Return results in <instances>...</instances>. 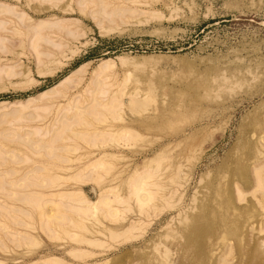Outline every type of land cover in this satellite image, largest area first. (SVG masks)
Returning <instances> with one entry per match:
<instances>
[{
	"label": "rangeland",
	"instance_id": "obj_1",
	"mask_svg": "<svg viewBox=\"0 0 264 264\" xmlns=\"http://www.w3.org/2000/svg\"><path fill=\"white\" fill-rule=\"evenodd\" d=\"M102 27H105L104 31ZM36 30L41 40L36 41L37 44L34 42L38 39L34 35ZM108 58L111 59L110 63L105 61ZM263 69L264 0H0V264H42L49 259L54 264L56 258V262L62 264H145L142 263L147 262L145 259H151L150 264H156L161 259L164 245L165 250L171 251L169 259L179 264L186 261L185 258L193 257L192 247L202 241L210 255L205 264H249L250 257L256 254L263 258L264 224H260V219L264 215V207L257 201L260 192H256L258 195L252 193L255 187L252 166L264 169V137L263 140L261 138L264 134V108L261 106L264 105ZM257 76L259 81L255 79L253 82L251 79ZM244 79L249 83L245 84ZM242 80L244 85L240 82ZM48 89L51 90L42 93ZM111 98L114 104L120 98L125 104L115 106ZM135 99L138 102L142 99L144 103H138L137 107ZM102 100L106 103L103 104ZM129 100L131 103L136 102L135 105L130 104ZM178 102H181L180 106ZM69 103L79 107L67 111ZM257 114L261 117L259 120H256ZM148 120H152V123ZM121 124L128 128L120 129ZM100 127H104V130ZM255 128H258V133H252V130L256 131ZM249 141H253L251 148L247 146ZM176 142L180 145L177 146ZM174 143L175 150H171ZM256 150H260L258 155L263 156L255 158ZM102 151L115 153L117 157H108L101 161L102 164L95 163L87 167L86 163L85 169L82 162H87ZM156 153L162 157L156 155L162 159L159 162L164 164H161V168V165L158 168L154 166L156 169L146 166L145 171L140 170L141 173L149 171L143 176L150 178L144 179L147 188L142 184V189H147V193L142 190V195H148V192L157 191L158 188L162 190L154 192L153 195L156 193L157 197L155 195L148 203L151 206H144L147 209L139 215L136 207L139 196H133L136 186L133 189L125 188L124 182L129 181L128 187H133V181L139 174V171L135 173L134 167L138 168L150 161ZM242 155L250 157L247 164L251 180L248 190L241 188L245 198L240 201L235 189L232 193L229 189L233 185L235 188L242 187L239 182L243 181V177L241 179L238 175L241 181L234 180L236 175H228V171L235 162L242 160ZM71 158L73 160L69 161ZM233 158L235 160L231 162ZM254 159H257L256 163ZM67 164L71 166L68 172L72 173L69 182L56 189L50 187V179L59 182L64 180L62 177L66 170L58 167ZM78 165L83 166L84 172ZM76 168L81 175L86 173V176L79 175ZM173 169L177 170L176 173ZM261 172L264 173V170ZM179 173L188 174L187 177L183 176L184 179L181 178L184 180H180L181 186L175 184ZM217 184L223 186L221 190ZM112 185L116 191L109 189ZM77 187L91 200H95L106 187L113 195H117L119 190L121 195L127 197L129 208L115 206V203V208H121L112 207L109 211L102 206L98 209L101 212L86 208L87 213L82 214L85 211L78 209L82 207L77 202L75 204ZM173 188L177 192L170 195ZM58 189L75 190V194L71 192L68 196L70 200L74 197L73 203H68L70 200L64 195L61 196L66 199L57 196L56 201L48 195L42 199L43 202L38 197V203L33 204L35 199L37 201V191L50 193ZM30 190H36L37 194L34 192V196ZM228 191L230 194H227ZM26 192H30L29 196H26ZM12 195L16 198H12ZM116 195L108 196L114 198ZM225 195L233 199L236 210L229 208V211L222 207L223 200L228 199ZM6 196L11 198L6 200ZM24 196L28 197L25 201L27 204L23 203ZM49 199L52 203L46 202ZM53 202L59 205L60 212ZM165 202L172 203V206L174 204V208ZM202 202L207 203V211L204 209V213H208L205 226L212 229L205 233L206 237L202 236V241L197 239L191 242V250H187L181 259L180 248L185 243L182 230L185 225L182 227L180 220L188 219L183 224L191 222L192 225L188 223L189 227L195 225L197 219L193 216L200 212ZM28 203H32L33 208ZM34 205L44 208L42 213L50 211L44 212L42 217L38 216L33 210L37 209ZM71 206L75 210L78 208L74 211ZM197 208L199 212L195 211ZM217 211H229L226 213L230 220L227 226L221 224L219 218L216 219ZM27 212H31L32 216ZM61 212L63 216L60 217ZM93 212L95 214H91ZM47 214L49 219L54 218L51 219L53 223L56 221L55 224L66 227L68 233L57 232L59 229L54 233L52 224H49L51 220L48 219V223L45 221ZM177 215L182 218H177ZM2 217H5L4 221ZM137 217L142 221L137 224L138 228L135 226L132 230L137 239L123 242V236L120 235L122 229ZM71 218L81 219L77 221L84 228L70 226ZM21 220L26 228L21 225ZM27 222L34 229L29 230ZM42 223H46V229ZM166 225L170 226L167 228ZM165 226L167 230H164ZM49 228L52 229L51 233L47 231ZM108 230L117 236L113 237ZM166 231L168 234H165ZM175 232H178L177 236ZM171 233L175 234L176 239ZM109 234H112V239L108 238ZM169 234L172 236H167ZM172 237L174 241L170 242ZM168 238L171 239L168 241ZM206 238H209L208 241L213 240L208 243H213L210 248ZM77 239H97V243H79ZM241 244L243 247L245 245L246 250ZM158 246L161 251L157 249L156 253ZM75 247L86 251L76 256L73 252Z\"/></svg>",
	"mask_w": 264,
	"mask_h": 264
},
{
	"label": "bare ground",
	"instance_id": "obj_2",
	"mask_svg": "<svg viewBox=\"0 0 264 264\" xmlns=\"http://www.w3.org/2000/svg\"><path fill=\"white\" fill-rule=\"evenodd\" d=\"M103 3V2H102ZM98 4V3H97ZM125 12H126V10H125ZM105 28V27H104ZM103 27H102V29L101 30H103L104 29ZM104 31V30H103ZM105 31H108V29L107 30H105ZM34 35H35V37H36V39L37 40H34V42L36 43V41H41L40 40V35H39V31L38 30H36L35 32H34ZM34 43V44H35ZM37 44V43H36ZM36 46V45H35ZM34 46V47H35ZM150 58V57H149ZM134 59V58H133ZM105 61H109V63L111 62V59L110 58H108V59H105ZM104 61V62H105ZM103 62V63H104ZM264 70V69H263ZM263 70H262V73H263ZM261 73V72H260ZM245 75H247V73L245 74ZM249 75V74H248ZM250 76V75H249ZM251 77V76H250ZM249 77V78H250ZM252 77H254V76H252ZM251 77V78H252ZM263 77V76H262ZM261 77V78H262ZM222 78V77H221ZM223 79V78H222ZM254 79V80H253ZM253 79H251L253 82H255V79L257 80L256 82H258L259 80H258V76H257V78H253ZM263 79H264V77H263ZM241 80V79H240ZM248 80V79H247ZM250 80V81H251ZM244 81H245V79H244ZM244 81L242 80V81H240V82H243V84L242 85H244ZM251 81V83H253ZM260 81H261V79H260ZM264 81V80H263ZM247 81H245V84H248V83H246ZM262 82V81H261ZM259 84H261V83H259ZM251 85V84H250ZM253 86H254V84H252ZM245 86H247V85H245ZM255 86H256V84H255ZM258 86V85H257ZM264 86V85H263ZM55 87H57V86H55ZM248 87H249V85H248ZM51 89H48V90H46V91H43L42 93H47L48 91H50ZM254 93V92H253ZM256 93V92H255ZM261 93V92H260ZM116 94V93H115ZM255 95V94H254ZM253 96V95H252ZM257 96V95H256ZM263 96V95H262ZM113 97L114 98H118V96L116 97V96H114L113 95ZM142 97V96H141ZM106 99V101H107V98H105ZM104 99V100H105ZM130 99H131V97H130ZM260 99H261V97H260ZM109 100V99H108ZM121 98H120V101H118L117 102V100H116V102L117 103H115V104H121V105H124L125 103L122 101L121 102ZM137 99H135V101H136ZM139 100V99H138ZM106 101H105V103H106ZM111 103H113L112 101H114L112 98H111ZM131 101H134V98L133 99H131ZM131 101L129 100V102H130V104H132V105H135L134 103H136L137 102V107H138V103L141 105V103L140 102H142V99H141V101L140 102H138V101H136V102H133V103H131ZM262 101V100H261ZM115 102V101H114ZM120 102V103H119ZM102 103H103V100H102ZM101 103V104H102ZM105 103H103V104H105ZM108 103V102H107ZM123 103V104H122ZM142 103H144V102H142ZM114 104V103H113ZM114 104V105H115ZM129 104V103H128ZM180 104H181V102H180ZM180 104H179V102H178V104L177 105H179L180 106ZM76 106L77 105H75V107H74V104L73 103H69L68 104V107H67V111L68 110H73L74 111V108H76ZM116 106V105H115ZM118 106H120V105H118ZM187 106H188V104H187ZM186 106V107H187ZM261 106H263V108H264V105H261ZM260 106V107H261ZM74 107V108H73ZM77 107H79V106H77ZM176 107V106H175ZM178 107V106H177ZM252 107V106H251ZM119 108H121V107H119ZM183 108V107H182ZM258 108V107H257ZM175 109V108H174ZM178 108H176L175 110H177ZM184 109V108H183ZM188 109V108H187ZM254 109V111H255V108H253ZM262 109V108H261ZM139 110V109H138ZM179 110V109H178ZM177 110V111H178ZM181 110V109H180ZM260 110V109H259ZM259 110H258V112H259ZM75 111H77V110H75ZM97 111V110H96ZM118 111H120V110H118ZM164 113H165V111L164 110H162ZM261 111V110H260ZM264 111V110H263ZM262 111V112H263ZM176 112V111H175ZM155 113V112H154ZM153 113V114H154ZM162 113V112H161ZM174 113V112H173ZM257 112H255V114H256ZM152 114V115H153ZM168 114V113H167ZM175 114V113H174ZM183 114V113H182ZM160 115V114H159ZM165 115V114H164ZM169 115H170V111H169ZM193 115V114H192ZM254 115V114H253ZM252 115V116H253ZM258 115V114H257ZM257 115H256V117H257ZM173 116V115H172ZM149 118L151 119V117L149 116ZM148 118V119H149ZM165 118V117H164ZM193 118V117H192ZM255 118V117H254ZM261 118V117H260ZM259 118V115H258V117L256 118V120L258 119H260ZM156 119V118H155ZM157 119H159V118H157ZM253 119V118H252ZM163 121H164V119H162ZM243 120V119H242ZM262 120V119H261ZM260 120V121H261ZM147 121V120H146ZM148 121H150V120H148ZM160 121V120H159ZM167 121V120H166ZM254 121V120H253ZM151 123H152V120L150 121ZM154 122H155V120H154ZM156 122H157V120H156ZM169 122V121H168ZM251 119H250V124H251ZM51 123V122H50ZM150 123V124H151ZM166 123V122H165ZM170 123V122H169ZM257 124H258V122H256ZM255 123V124H256ZM261 123V122H260ZM260 123H259V126H260ZM125 124V123H124ZM145 124H148V123H145ZM154 125H155V123H154ZM153 125V126H154ZM160 125V124H159ZM159 125H157V126H159ZM163 125V124H162ZM252 125H253V123H252ZM262 125H263V122H262ZM45 126H47V125H45ZM49 126H51V125H49ZM151 126V125H150ZM156 126V125H155ZM251 126V125H250ZM255 126V125H254ZM244 126H242V128H243ZM257 127V126H256ZM264 127V125L262 126V128ZM101 128V127H100ZM104 128V127H103ZM103 128H101L102 130H104ZM109 128L110 127H108L107 128V130H109ZM125 129V128H128L126 125H120V129ZM182 128V127H181ZM250 128V127H249ZM258 128H260V127H258ZM258 128H257V130H258ZM46 129V128H45ZM50 129V128H49ZM183 129V128H182ZM181 129V130H182ZM186 129V128H185ZM184 129V130H185ZM99 130V129H98ZM101 130V131H102ZM106 130V129H105ZM244 130V129H243ZM255 130H256V128H255ZM257 130L256 131H254V130H252L253 132L252 133H258L257 132ZM46 131V130H45ZM180 131V130H179ZM247 130H245V132H246ZM49 132V131H48ZM183 132V131H182ZM248 132V131H247ZM45 133H47V132H45ZM180 133V132H179ZM243 133V132H242ZM263 133V132H262ZM261 133V134H262ZM186 135H188V134H186ZM192 135V134H191ZM191 135H188V136H191ZM179 136V135H178ZM181 136V135H180ZM184 136V135H183ZM254 136V135H253ZM257 136V135H256ZM264 137V134L263 135H261V138H262V140H263V137ZM183 138H185V137H183ZM240 138V137H239ZM253 138V137H252ZM260 138V137H259ZM188 139H189V137H188ZM244 139V138H243ZM250 139V138H249ZM174 140V139H173ZM187 140V139H186ZM251 140V139H250ZM253 140V139H252ZM257 140H259V139H257ZM179 141V140H178ZM188 141V140H187ZM244 141V140H243ZM255 141V140H254ZM240 142V141H239ZM186 143V142H185ZM241 143V142H240ZM257 143H259V141L257 142ZM176 144H177V142H176ZM179 144V143H178ZM178 144H177V146H178ZM181 144H183V143H181ZM252 144H253V141L251 142V141H249L248 143H247V146L249 147V148H251L252 147ZM263 144V143H262ZM262 144H260V146L262 147ZM2 145V144H1ZM168 145V144H167ZM174 145V148L172 147L171 148V150H175V147H176V145H175V143L173 144ZM180 145V144H179ZM256 145V144H255ZM259 145V144H258ZM257 145V146H258ZM66 146V145H65ZM68 146H69V144H68ZM68 146H66V147H68ZM164 146V145H163ZM168 146H172V145H168ZM167 146V147H168ZM254 146V145H253ZM243 147V146H242ZM256 147V146H255ZM263 147H264V145H263ZM262 147V148H263ZM165 148V147H164ZM169 148V147H168ZM163 149V148H162ZM177 149V148H176ZM241 149H243L244 150V148H241ZM256 149V148H255ZM159 150V149H158ZM171 150H169L168 152H166V153H169ZM252 150V149H251ZM6 151V150H5ZM242 151V150H241ZM247 151V150H246ZM253 151V150H252ZM255 151V150H254ZM257 151V155H255V153H254V155H255V158H257L258 156H260V155H258V154H260V150H256ZM19 152H21V151H19ZM161 152L162 151H160V154H161ZM185 152V151H184ZM240 152V151H239ZM243 152V151H242ZM263 153H264V151H262ZM119 156H122V154H119V153H117ZM159 154V153H158ZM178 154V153H177ZM241 154V152L239 153V155ZM244 154V153H243ZM156 155H157V153L155 154V159H154V157L152 158V159H150V161H147V162H142V163H144L142 166H140V167H138V168H136V167H134L135 168V173H137V171H139L138 173V178H137V176L136 175H134V174H132V175H134V176H136V179H135V181H133V187L131 186V187H128L129 185V181H127V183H125L124 182V187L125 188H134V185L136 186L135 188H134V191H133V196L135 197V196H139L138 197V199H139V202H138V204H137V210H138V212H139V215L140 214H143V211H145L146 209L144 208V206L145 207H147V206H151V204L149 205L148 203H151L150 201L151 200H153V198H154V196L155 197H157V194L155 193V195H153L154 194V192H157L158 190H159V188L157 189V191H154V192H148V195H142V190H144V189H142V188H144L143 186H142V184H146V182H145V178H147V179H150V178H148L149 176H147V177H144L143 176V174H145V176H146V172H149V171H146L145 173H141L140 172V170H142V169H144V171H145V168H146V166H151V168L152 167H154V166H156L157 168L159 167V165H161V164H164L163 162H159V160L161 161L162 159H158V158H160L161 156L163 157L164 155H163V152H162V154H161V156H159V155H157V157H156ZM244 155H246V154H244ZM244 155H242V156H244ZM253 155V156H254ZM116 155H115V153H109V152H106V151H102V152H100L98 155H96L94 158H92V159H88V161L87 162H82L83 163V166H84V164H86L85 166L87 167V165L89 166V165H92V164H95V163H99V164H102V162H103V160H105L106 158H108V157H115ZM263 156V154L260 156V157H262ZM117 157V156H116ZM161 157V158H162ZM178 157V156H177ZM181 157V156H180ZM185 157V156H184ZM235 157V156H234ZM245 157V156H244ZM242 158V160H238L237 162H235V164H234V166H232V168H230L229 169V171H228V175L229 174H234V175H236L235 177H236V179L234 178V180H239V177L242 179V177H243V181H241V180H239V181H241V182H239L240 184H241V186L242 187H234V185H233V187H231L229 190H230V192L232 193V192H234V189H235V191H236V194L235 195H237V198H238V200H243L245 197H244V195H243V192H242V189L241 188H247L246 190H248L249 188V185H250V180L251 179H249V177H248V167H249V164H247V162L250 160V157H245V158ZM172 158H173V156H172ZM237 158H238V156H237ZM253 158V157H252ZM263 158L264 157H262V160H263ZM149 159V158H148ZM176 160H177V158H175ZM195 159V158H194ZM235 159H236V157H235ZM234 158H233V160L231 161V162H234V160H235ZM240 159V158H239ZM244 159V160H243ZM260 159V158H259ZM73 159L71 158V160H69V161H72ZM78 160H81L80 158L78 159ZM172 160V159H171ZM170 160V161H171ZM175 160V161H176ZM180 160H181V158H180ZM255 160V159H254ZM254 160L252 161V162H254ZM257 160V159H256ZM256 160H255V163H256ZM262 160H260V161H262ZM66 161H68V158L66 159ZM102 161V162H101ZM101 162V163H100ZM153 162V163H152ZM191 162H193V161H191ZM230 162V163H231ZM139 163V162H138ZM155 163V165H153ZM169 163V162H168ZM167 163V164H168ZM177 163V162H176ZM99 164H96V165H99ZM167 164H165V166L167 165ZM178 164H180V163H178ZM191 165L193 164V163H190ZM227 164V163H226ZM233 164V163H232ZM257 164H259V163H257ZM256 164V165H257ZM262 164V163H261ZM169 165V164H168ZM167 165V166H168ZM177 165V164H176ZM190 165V166H191ZM252 165V164H251ZM6 166V165H5ZM79 166H81V165H78V167ZM83 166H81V167H79V169L81 170L82 169V172H84L83 170ZM84 166V167H85ZM137 166V165H136ZM164 166V165H163ZM170 167H171V165H169ZM168 166V167H169ZM173 166V165H172ZM189 166V165H188ZM192 166H194V165H192ZM262 166H263V164H262ZM86 167H85V169H86ZM145 167V168H144ZM156 167H154L155 169H156ZM162 167V165L160 166V168ZM169 167V168H170ZM259 167V166H258ZM58 168H61V170H66V173L64 172V171H62L63 172V174L65 175V176H63L62 178L64 179L62 182H59L58 180H53V179H50L52 182H49L50 183V187H54V189H56V187H58V186H63L68 180H69V178L71 179V175L70 174H72V173H69L68 171L71 169V166L70 165H66V166H61V167H58ZM251 168V167H250ZM252 168H253V176H254V179H253V182H254V185H255V187H254V190H253V192L252 193H256L257 191L258 192H260V194H261V196H260V198H259V200H257L259 203H261V204H263V206L262 207H264V175H262V173L263 172H261V170H264V169H258V168H256L255 166H252ZM262 168V167H261ZM77 169V168H76ZM137 169V170H136ZM147 169V168H146ZM163 169H164V167H163ZM168 168H166V170H167ZM176 169V168H175ZM175 169H173V170H175ZM187 169H189V168H187ZM78 170V169H77ZM162 170V169H161ZM161 170H160V172H161ZM134 171V170H133ZM132 171V172H133ZM158 172H159V170H157ZM176 171L177 170H175L174 172L176 173ZM250 169H249V173H250ZM68 172V173H67ZM78 172H80L79 170H78ZM156 172V171H155ZM186 172H188V171H186ZM190 172V171H189ZM210 172V171H209ZM17 173H18V171H17ZM134 173V172H133ZM173 173V172H172ZM207 173V172H206ZM205 173V175H207ZM5 174V173H4ZM3 174V175H4ZM13 174V173H12ZM82 173L80 172V174L79 175H81ZM84 174V173H83ZM148 174V173H147ZM150 174V173H149ZM148 174V175H149ZM180 174L181 173H179V175H178V179H176V181H175V179L173 180V178H170V179H172L173 180V182L175 181V184L177 185V186H181V181L180 180H182L181 178H183L184 179V177L183 176H188V174H186V175H182L181 174V176H180ZM190 174H191V172H190ZM264 174V173H263ZM7 175H9V174H7ZM160 175V174H159ZM177 175V174H176ZM233 175V176H234ZM239 175V177H237ZM5 176V175H4ZM15 176V175H14ZM81 176H86V173L84 174V175H81ZM80 176V178H82ZM157 176H158V174H157ZM169 176H171V175H169ZM204 176V175H203ZM2 177V176H1ZM129 177H131V174L129 175ZM159 177V176H158ZM191 177V176H190ZM62 178L60 179V180H62ZM84 178V177H83ZM134 178V177H133ZM174 178H176V176L174 177ZM203 178V177H202ZM233 178V177H232ZM4 179V178H3ZM3 179H1V180H3ZM127 179H128V177H127ZM126 179V180H127ZM132 179V178H131ZM131 179H129L130 181H131ZM169 179V180H170ZM201 179V178H200ZM229 179H230V176H229ZM229 179H227V181H229ZM172 180H170V181H172ZM10 181V180H9ZM147 181V180H146ZM184 180H182V182H183ZM231 181H232V179H231ZM8 182V181H7ZM13 182V181H12ZM69 182V181H68ZM71 182V181H70ZM148 182V181H147ZM222 182V181H221ZM226 182V181H225ZM252 182V181H251ZM9 183H11V182H9ZM30 183V182H29ZM131 183L132 182H130V185H131ZM228 183H230V181L228 182ZM232 183V182H231ZM234 183V182H233ZM232 183V184H233ZM236 183H238V181L236 182ZM238 183V184H239ZM31 184H32V182H31ZM34 184V183H33ZM144 184V185H145ZM148 184L149 183H147V186H148ZM231 184V185H232ZM13 185V184H12ZM24 185H26V184H24ZM35 185V184H34ZM67 185V184H66ZM159 184L157 183V186H158ZM217 185H219V184H217ZM237 185V184H236ZM235 185V186H236ZM252 185V184H251ZM2 186H5L4 184L2 185ZM11 186V185H10ZM23 186V185H22ZM38 186V185H37ZM49 186V185H48ZM162 186V185H161ZM174 186V185H173ZM220 186V190H221V188L223 187L222 185H219ZM224 186H226L225 184H224ZM17 187V186H16ZM25 186H23V188H24ZM30 187H31V185H30ZM33 187V186H32ZM49 187V188H50ZM108 187V186H107ZM106 187V188H107ZM110 187V186H109ZM108 187V188H109ZM113 187V188H112ZM145 187H146V185H145ZM159 187H160V185H159ZM251 187H253V186H251ZM8 188V187H7ZM6 187H5V189H7ZM28 188V187H27ZM38 188V187H37ZM44 188V187H43ZM42 188V190H44ZM48 188V187H47ZM59 188V187H58ZM71 188V187H70ZM104 189V190H101L100 191V193H99V195L97 196V198L95 199V200H91V199H89L87 196H86V194L84 193V191L81 189V188H76V196L74 195V197H75V204H76V202H77V204L80 206V207H82V208H78V209H80L81 211H82V209L85 211V212H81V211H79L80 213H82V214H85V213H87V211H86V208H88L89 210L91 209V211L93 210L94 212L96 211H100V210H98V209H100V207H105L107 210H109V211H111L112 210V207L114 208V209H117V208H119L120 206L123 208V207H128L129 208V203H127L126 201H127V197H125V195H121L120 193V191L118 190L117 191V195L116 194H114V195H116L114 198H112V197H109V196H114L113 194H111V192H109L110 190H112L113 191V189H115L116 187H114L113 185L111 186V188H109L110 190H108V188L107 189ZM147 188V187H146ZM145 188V189H146ZM213 188V187H212ZM217 188H219V187H217ZM217 188H216V190H217ZM4 189V188H3ZM20 189V188H19ZM40 188H38V190H39ZM50 189H52L53 190V188H50ZM130 189H128V190H130ZM226 189V188H225ZM8 190H10V189H8ZM47 190V189H46ZM106 190V191H105ZM108 190V191H107ZM117 189H115L114 191H116ZM127 190V191H128ZM147 190V189H146ZM146 190H144L146 193H147V191ZM149 190V189H148ZM160 190H162L161 188H160ZM159 190V191H160ZM164 190V189H163ZM36 191V190H35ZM35 191H33V190H30V192H32V194L34 195V192ZM73 191H75V190H62V189H58L57 191H54V192H50V193H43V192H40V191H37V192H39V194H37V192H35V195H36V198H37V201H35L34 199H33V197H32V199L34 200L33 201V204H34V202H36V203H38V200L39 199H41V201H42V199L43 198H47V196L48 195H50V198L51 199H55V197L56 198H58V197H60L61 195H64V196H66L67 197V200L69 201L70 200V198H68V196H70L71 195V192H73ZM130 191H132V190H130ZM129 191V192H130ZM218 191H219V189H218ZM217 191V192H218ZM2 192H3V190H2ZM6 192V191H5ZM11 192V191H10ZM30 192H26V196H29V194L28 193H30ZM107 192H109V194L107 193ZM177 192V190H176V188H173V189H171V192L169 193L170 195H174L175 193ZM222 192V191H221ZM220 192V193H221ZM230 192L228 191L227 192V194H230ZM8 193V192H7ZM14 193V192H13ZM24 193V192H23ZM74 193V192H73ZM73 193H72V195H73ZM128 193V192H127ZM210 193V192H209ZM0 194H1V192H0ZM75 194V193H74ZM78 194V195H77ZM107 194V195H106ZM129 194H131V192L129 193ZM160 193H158V195H159ZM168 194V195H169ZM222 194V193H221ZM257 194V193H256ZM6 195V194H5ZM25 195V194H24ZM34 195V196H35ZM109 195V196H108ZM132 195V194H131ZM166 195H167V192H166ZM169 195V196H170ZM216 195H218V194H216ZM220 195V194H219ZM223 195V194H222ZM253 195H255V194H253ZM258 195V194H257ZM21 196V195H20ZM26 196H24V197H26ZM31 196V195H30ZM52 196H54V198L52 197ZM58 196V197H57ZM162 196H163V193H162ZM161 195H160V197H162ZM225 196H227V195H225ZM246 196V195H245ZM251 196H252V194H251ZM7 197V196H6ZM5 197V198H6ZM10 197V196H9ZM9 197H7V199L6 200H8V198ZM12 198H14L13 197V195L11 196ZM10 197V198H11ZM38 197H39V199H38ZM61 197H63V196H61ZM74 197H72L73 198V200H74ZM159 197V196H158ZM165 197V196H164ZM167 197V196H166ZM212 197V196H211ZM220 197V196H219ZM222 197V199L224 198L223 196H221ZM236 197V196H235ZM15 198H16V196H15ZM14 198V199H15ZM28 197H26L25 199H24V201H23V203L25 204L26 202L25 201H27L28 199H27ZM63 198H65V197H63ZM116 198V199H115ZM136 198V197H135ZM134 198V199H135ZM168 198V197H167ZM166 198V199H167ZM173 198H175V197H173ZM178 198V197H177ZM206 198V197H205ZM204 198V199H205ZM226 198H228L227 200L226 199H224L223 200V205H222V203H221V205H222V207H224V209L225 210H227V209H229V208H233V210H236L235 209V207H234V203H233V199L231 198V197H226ZM253 198V197H252ZM255 198V197H254ZM13 199V200H14ZM27 199V200H26ZM66 199V198H65ZM115 199V200H114ZM156 199V198H155ZM158 199H160V198H158ZM157 199V200H158ZM165 199V201H168V200H166ZM169 199V198H168ZM170 199H171V197H170ZM193 199V198H192ZM196 199V198H195ZM204 199H202L203 200V202H204ZM211 199V198H210ZM219 199V198H218ZM18 200V199H17ZM23 200V199H22ZM31 199H29V201H30ZM46 200V199H45ZM64 200V199H63ZM62 199H61V201H63ZM73 200H70V202H68V201H65V202H68V203H73L72 201ZM118 200V201H117ZM180 200V199H179ZM179 200H178V202H179ZM10 201V200H9ZM21 201V200H20ZM28 201V202H29ZM51 202L52 200H47L46 202L48 203V202ZM55 201H56V199H55ZM57 201H59V200H57ZM115 201H117V202H115ZM206 201V200H205ZM221 201V200H220ZM255 201V200H254ZM11 202V201H10ZM14 202V201H13ZM30 202H32V201H30ZM43 202V201H42ZM169 202H171V201H169ZM169 202H165L167 205H171ZM174 202V201H173ZM195 202V201H194ZM202 202V203H203ZM208 202V201H207ZM239 202V201H238ZM0 203H1V200H0ZM17 203V202H16ZM41 202H39V204H40ZM52 203V202H51ZM54 203H56V202H53V205H55ZM116 203V204H115ZM119 203V204H118ZM201 203V204H202ZM212 203L214 204V201H212ZM258 203V204H259ZM20 204V203H19ZM27 204V203H26ZM28 204H30V207L33 205L32 203H28ZM113 204H115V206L117 205H120L119 207H117V208H115V206H113ZM194 204V203H193ZM216 204V203H215ZM255 204H256V202H255ZM5 205V204H4ZM36 205V204H35ZM34 205V207H36ZM43 206H44V204H42ZM48 205V204H47ZM78 205H76V206H78ZM163 205V204H162ZM192 205V204H191ZM206 205H207V203H203L201 206H199L200 208V212H199V210H198V208H197V210H195V211H198L199 213H197L196 215H194L193 216V218L195 219H197V223L195 224V225H193V226H188V223L187 224H183V223H186L187 221H189L188 219H187V221L185 220V218H184V220H182L181 218V215H177L178 217L177 218H179V217H181V218H179V219H181L180 220V225L184 228L182 231H183V233L182 234H184V236H185V243L183 244V246H181V248H180V250H181V259H183V257L186 255H184V253H186V251L187 250H191V248H190V244H191V242H193V241H195V240H197V239H199V240H201L202 241V236L204 237H206V234L205 233H207L208 231L210 232L211 230L210 229H212L211 227L210 228H207L206 226H207V224H206V219L208 218V216H207V218H206V215L208 214H205L204 213V209L206 208ZM259 205V206H260ZM10 206V205H9ZM26 206V205H25ZM37 206H38V204H37ZM42 206V207H43ZM56 209L57 210H59L58 208V206L59 205H57V203H56ZM69 206V205H68ZM67 206V207H68ZM169 206H167V207H169ZM172 206V205H171ZM237 206H238V204H237ZM41 206L39 205V208L38 207H36L37 209H33L35 212H36V215H38V216H43V213L44 214H46V212H47V210L46 211H43V213H42V210L44 209H42V208H40ZM53 207V206H52ZM72 207V206H71ZM71 207H70V209H71ZM120 207V208H121ZM165 207V206H164ZM173 208H174V204H173V206H172ZM190 207V206H189ZM192 207V206H191ZM194 207H195V205H194ZM196 207H198V206H196ZM218 208V206H215V208ZM6 208V207H5ZM5 208H3V209H5ZM15 208V207H14ZM31 208H33V207H31ZM54 208V207H53ZM74 207H72V209L71 210H74V211H76L77 210V208H76V210L75 209H73ZM111 208V209H110ZM150 208V207H149ZM152 208V207H151ZM150 208V209H151ZM160 208H162V206L160 207ZM188 208V207H187ZM8 209V208H7ZM17 209H18V207H17ZM87 209V210H88ZM189 209V208H188ZM188 209H187V211H188ZM195 209V208H194ZM213 209V208H212ZM220 209H221V206H220ZM220 209H219V211H220ZM223 209V210H224ZM1 210V209H0ZM18 210H20V209H18ZM17 210V211H18ZM32 210V211H33ZM45 210V209H44ZM49 210V209H48ZM88 210V211H89ZM190 210V209H189ZM206 210V209H205ZM210 210H211V208H210ZM213 210H215V209H213ZM222 209H221V211H223ZM231 209H229V211H230ZM260 210V209H259ZM7 211V210H6ZM16 211V212H17ZM50 211V210H49ZM48 211V212H49ZM74 211H72V212H74ZM104 210H102V212H103ZM114 211V210H113ZM148 211V210H147ZM194 211V210H193ZM194 211V212H195ZM207 211V210H206ZM228 211V212H229ZM47 212V213H48ZM59 212H60V210H59ZM79 212H77V213H79ZM91 213V214H95V213ZM101 212V211H100ZM182 212V211H181ZM189 212V211H188ZM191 212V211H190ZM218 212V211H217ZM227 211H226V213H228ZM7 213H9V211L7 212ZM22 213V212H21ZM24 213V212H23ZM28 213V212H27ZM34 213V212H33ZM62 213V212H61ZM60 213V217L61 216H63V213L61 214ZM137 213V212H136ZM147 213V212H146ZM148 213H149V211H148ZM179 213H180V211H179ZM214 212L212 211V213H211V215L214 217V214H213ZM225 212H218V214H216V219L217 218H219V221H221L222 223L221 224H223L224 226H227L228 224H229V221H228V218H227V216L226 215H228V214H226ZM234 213H235V211H234ZM233 213V214H234ZM238 213V212H237ZM264 213V212H263ZM263 213H262V215H263ZM2 214V213H1ZM4 214V213H3ZM29 214V213H28ZM65 214V216L67 215L66 213H64ZM75 214V213H74ZM81 214V215H82ZM102 214V213H101ZM158 214H159V212H158ZM157 213H156V215L155 216H157L158 215ZM183 214V213H182ZM192 214V213H191ZM5 215V214H4ZM19 215V214H18ZM77 215V214H76ZM147 215V214H146ZM237 215V214H236ZM261 215V216H262ZM2 216V215H1ZM15 216H16V214H15ZM26 216V215H25ZM29 216L31 217L32 216V213L30 212V214H29ZM49 215L47 214V217H48ZM51 216V215H50ZM71 216V215H70ZM80 216V215H79ZM97 216V215H96ZM142 216H144V215H142ZM212 216H210V217H212ZM6 217V216H5ZM4 217V218H5ZM76 217V216H75ZM189 217V216H188ZM229 217H231V216H229ZM259 217V216H258ZM3 218V217H2ZM4 218H3V221H4ZM23 218V217H22ZM25 218V217H24ZM27 218H28V216H27ZM73 218V217H72ZM71 218V221H70V219H69V224H71L70 226H72V227H74L75 229H83L84 228V226H83V228H81L80 227V224H81V222H79V221H77V220H80L81 221V219H76V220H74V219H72ZM138 218V217H137ZM186 218H187V214H186ZM193 218H192V220H193ZM232 218V217H231ZM231 218H229V219H231ZM8 219V218H7ZM16 219V218H15ZM19 219H20V217H19ZM49 217L45 220L46 222L47 221H49V220H51V219H53L54 220V218H50L49 220ZM140 219L141 218H138V219H134V220H131L130 221V223L128 224V225H125V228L124 229H122L123 230V232L120 234V235H122L123 236V238H122V241L124 242V241H129V240H135V238L137 239V236L136 235H133L132 234V230L133 229H135L136 227H137V224L138 223H141L142 221H140ZM190 219V218H189ZM215 219V220H216ZM256 219V218H255ZM258 219V218H257ZM30 220V219H29ZM36 220V219H35ZM191 219H190V221H192ZM212 220V219H211ZM37 221V220H36ZM44 221V222H45ZM184 221H186V222H184ZM19 222V221H18ZM31 222V221H30ZM30 222H27V224L28 223H30ZM56 222V221H55ZM55 222L53 223L52 222V220L49 222V224H52V226H51V228L53 229H51V228H49V229H47V231L49 230H52V231H54V233H55V231H57L58 229V231L57 232H59L60 231V233L61 232H63L64 234L65 233H68V229L66 228V227H60L59 225H58V223H56L55 224ZM179 222V221H178ZM210 222V221H209ZM234 222V221H233ZM5 223V222H4ZM17 223V222H16ZM21 223H22V220H21ZM39 223V222H38ZM48 223V222H47ZM182 223V224H181ZM258 223V222H257ZM2 224V223H1ZM43 224V223H42ZM46 224V223H45ZM45 224H43V225H45ZM146 224V223H145ZM167 224H169V223H167ZM191 224V222L189 223V225ZM193 224H194V222H193ZM236 224V223H235ZM260 224H264V215L262 216V218L260 219ZM21 225H24L23 223L21 224ZM39 225V224H38ZM141 225V224H140ZM179 225V226H180ZM192 225V224H191ZM206 225V226H205ZM212 225V224H211ZM232 225V224H231ZM247 225V224H246ZM1 226V225H0ZM10 226V225H9ZM19 226V225H18ZM25 226V225H24ZM28 228H29V230L30 229H34L33 227V225L32 224H28ZM46 226V225H45ZM136 226V227H135ZM167 226V225H166ZM166 226H165V228H166ZM168 226H170V225H168ZM168 226H167V228H168ZM178 226V227H179ZM221 226V225H220ZM234 226V225H233ZM27 226H25V228H26ZM42 227V226H41ZM139 227V226H138ZM137 227V228H138ZM213 227H215V226H213ZM255 227V226H254ZM27 228V229H28ZM47 228V226L45 227V229ZM164 228V230H167V228L165 229ZM226 228H228V227H226ZM256 228V227H255ZM41 229V228H40ZM218 229V228H217ZM224 229H225V227H224ZM176 230H179V229H176ZM175 230V231H176ZM227 230V229H226ZM226 230H224V231H226ZM245 230V229H244ZM243 230V231H244ZM260 230H261V227H260ZM264 230V229H263ZM14 231H16V230H14ZM25 231V230H24ZM32 231V230H31ZM40 231V230H39ZM45 231V230H44ZM52 231H50V233L52 232ZM108 231H110V230H108ZM223 231V230H222ZM11 232V231H10ZM112 231H110V233H111ZM116 231H114V233H115ZM173 232V231H172ZM179 232V231H178ZM178 232H177V234H176V232H175V234H176V236L178 235ZM258 232V231H257ZM27 233H30V232H27ZM50 233H48L49 235H52V234H50ZM168 234V231H166L165 232V234ZM212 234H213V232H211ZM211 233H209V234H211ZM220 233V232H219ZM259 233V232H258ZM112 234H113V232H112ZM112 234H109V237L108 238H110V235H112ZM116 234H117V232H116ZM162 234V233H161ZM172 235H174V237H175V239H176V236H175V234H173V233H171ZM171 234H169V235H167V236H170ZM179 234H180V232H179ZM251 234V233H250ZM253 234V233H252ZM171 235V236H172ZM208 235V234H207ZM255 235V234H254ZM257 235V234H256ZM113 237H116L117 235H112ZM170 236V237H171ZM218 236V235H217ZM252 236V235H251ZM112 237V238H113ZM118 237H119V233H118ZM179 237V236H178ZM177 237V238H178ZM182 237V236H181ZM180 237V239L182 240V238ZM256 237V236H255ZM112 238H110V239H112ZM210 238V237H209ZM209 238H206V240L207 239H209ZM253 238H254V236H253ZM257 238V237H256ZM21 240H23L22 239V237L20 238ZM90 239H92V238H90ZM115 239V238H114ZM169 239H171V238H168V241H169ZM172 241H170V242H173L174 241V238L172 237ZM179 239V238H178ZM177 239V240H178ZM211 239H213L212 237H211ZM215 239V238H214ZM255 239V238H254ZM165 240V239H164ZM241 240H243V239H241ZM87 241V243H93V244H95V241H96V243H97V239H94V240H84V239H77L76 240V242H79V243H81V242H86ZM99 241V240H98ZM176 241V240H175ZM179 241V240H178ZM211 241H213V240H207V244L208 243H211ZM257 241V240H256ZM263 241V240H262ZM100 242V241H99ZM164 242V241H163ZM166 243H167V241H165ZM184 242V241H183ZM243 242V241H242ZM260 242V241H259ZM23 243V242H22ZM104 243V242H103ZM161 243V242H160ZM175 244H176V242H174ZM173 243V244H174ZM149 244V243H148ZM162 244V243H161ZM171 244V243H170ZM173 244H171V245H173ZM174 244V245H175ZM262 244H263V242H262ZM100 245H102V242H101V244ZM149 245H151V244H149ZM149 245H148V247H149ZM209 245V244H208ZM208 245H205V247L206 246H208ZM211 246L213 245V243L212 244H210ZM210 245H209V248H210ZM242 245V244H241ZM147 246V245H146ZM160 246H163V245H160ZM165 246V245H164ZM164 246L161 248L162 250H164L163 251V253H160V261H158V262H155L156 264H174V262H172L169 258L171 257H169V253L171 252V251H169V250H165V248H164ZM148 247H146L147 249H148ZM176 247V246H175ZM175 247H174V250H175ZM178 247H180V246H178ZM242 247H243V245H242ZM244 247H245V245H244ZM243 247V248H244ZM6 248V247H5ZM167 248V247H166ZM206 248H208V247H206ZM218 248V247H217ZM230 248V247H229ZM247 248V247H246ZM158 249V251H161V250H159L160 249V247L158 246L156 249H155V252L156 253H158V251H156ZM168 249H171L170 247L168 248ZM192 249H193V257L196 255L197 256V258L196 259H194L192 256H191V258H185V259H187L186 261H181L179 264H205V262H207V260H209L208 258H210L209 256L210 255H208V251H206L205 250V248H204V243H203V241H202V243H199V245H197V246H193L192 247ZM213 249V248H212ZM177 250V249H176ZM209 250V249H208ZM244 250H246L245 248H244ZM250 250V249H249ZM256 250H257V248H256ZM82 251H86V250H82ZM80 249H77L76 247H75V250L73 249V252L74 253H76V256H78V254H83L84 252H82ZM72 252V253H73ZM79 252H82V253H79ZM175 252V251H174ZM244 252H246V251H244ZM78 253V254H77ZM88 253V252H87ZM178 253V252H177ZM212 252H209V254H211ZM230 253V252H229ZM248 253V252H247ZM251 253H252V251H251ZM90 254V253H89ZM213 254V253H212ZM215 254V253H214ZM219 254V253H218ZM246 254V253H245ZM255 254V253H254ZM263 254V253H262ZM75 255V254H74ZM79 255V256H80ZM91 255V254H90ZM184 255V256H183ZM191 255V254H190ZM244 255V254H243ZM242 255V256H243ZM249 255V254H248ZM152 257H153V253H152V255H151ZM150 256V257H151ZM157 256V255H156ZM178 256V255H177ZM213 256V255H212ZM211 256V257H212ZM252 256V255H251ZM91 257V256H90ZM90 257H88V258H90ZM179 257V256H178ZM229 257H230V255H229ZM157 258V257H156ZM218 258V257H217ZM242 258H244V257H242ZM246 258V257H245ZM264 258V257H263ZM261 256H259V254H256V256H252V257H250V260H249V262L251 263V264H264V259H263ZM117 259V258H116ZM150 259V258H149ZM153 259V258H152ZM172 259V258H171ZM206 259V260H205ZM223 259L225 260V257L223 256ZM227 259V258H226ZM53 260H55V259H53ZM56 260H57V258H56ZM56 260L55 261H53V263L54 264H62L61 262H59V261H57L56 262ZM147 262H149L150 260H148V259H145ZM205 260V261H204ZM223 260V261H224ZM239 260V259H238ZM49 261L50 262H52V260H50L49 259ZM48 260H44L43 262H42V264H51L50 262H49ZM128 261V260H127ZM156 261V260H155ZM215 261V260H214ZM226 261V260H225ZM1 262V261H0ZM49 262V263H48ZM108 262V261H107ZM147 262H142V263H147ZM213 262V261H212ZM221 262V261H220ZM150 263H152L151 261L148 263V264H150ZM211 262H209V264H210ZM216 263V262H215ZM222 263V262H221ZM225 263V262H224ZM224 263H222V264H224ZM227 263V262H226ZM245 263H246V261H245ZM249 263V264H250ZM30 264H32V263H30ZM108 264V263H107ZM123 264V263H122ZM128 264V263H127ZM229 264V263H228Z\"/></svg>",
	"mask_w": 264,
	"mask_h": 264
}]
</instances>
